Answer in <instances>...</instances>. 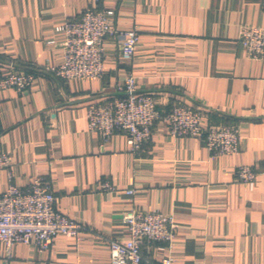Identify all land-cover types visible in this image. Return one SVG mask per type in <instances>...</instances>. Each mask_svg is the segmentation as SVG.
<instances>
[{
	"label": "crops",
	"instance_id": "1",
	"mask_svg": "<svg viewBox=\"0 0 264 264\" xmlns=\"http://www.w3.org/2000/svg\"><path fill=\"white\" fill-rule=\"evenodd\" d=\"M90 6L114 9L119 30H139L130 62L109 37L100 78L43 71L24 91L0 90V153L13 175L0 170V192L41 177L82 231L58 234L48 250L16 243L10 256L0 241V264H110V242L130 237L123 216L133 209L174 217L170 247L143 246L152 261L264 264V61L239 41L244 26H264L261 0H0V75L60 65L59 26ZM129 74L163 113L185 104L204 110L205 129L238 127L239 152L214 155L201 138L169 134L163 119L139 153L121 131L103 143L87 107L118 94ZM243 165L256 170L252 182L237 179ZM106 180L115 190L100 188Z\"/></svg>",
	"mask_w": 264,
	"mask_h": 264
},
{
	"label": "built area",
	"instance_id": "2",
	"mask_svg": "<svg viewBox=\"0 0 264 264\" xmlns=\"http://www.w3.org/2000/svg\"><path fill=\"white\" fill-rule=\"evenodd\" d=\"M97 2L99 0H96ZM264 9V0H261ZM114 9H99L90 6L73 19L59 26L66 34L63 43L64 60L58 66L45 65L36 71L10 70L0 75V90L14 88L24 91L39 72H50L63 80L75 78L96 79L104 74V40H118L120 57L130 62L140 40L137 28L119 30L114 23ZM239 41L250 58L264 61V26H244ZM204 110L185 104H177L169 111L159 109L157 98L150 92L138 89L137 79L129 74L118 94L93 102L87 107L88 127L97 132L103 143L116 132L127 134L133 153L144 150L151 141L155 124L163 119L169 134L174 137L191 136L201 138L214 155L239 152L240 130L226 124L204 128ZM11 162L6 153H0V170L8 169L10 180ZM257 175L251 166L243 165L237 170L239 181L252 182ZM104 191L115 190L106 180L100 184ZM133 194V190H127ZM59 197L49 182L37 177L27 187L10 183L0 192V241L11 255L16 243L37 246L48 250L58 234L79 236L82 225L61 212ZM130 237L110 242V264H173L171 257L152 261L143 255L144 245L165 243L170 247L176 236L174 217L158 210L133 209L124 213Z\"/></svg>",
	"mask_w": 264,
	"mask_h": 264
}]
</instances>
